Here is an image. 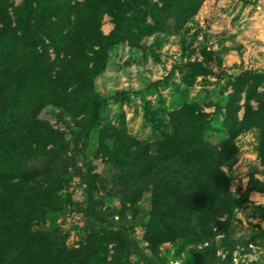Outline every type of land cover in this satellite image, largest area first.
Returning a JSON list of instances; mask_svg holds the SVG:
<instances>
[{"label": "trees", "instance_id": "obj_1", "mask_svg": "<svg viewBox=\"0 0 264 264\" xmlns=\"http://www.w3.org/2000/svg\"><path fill=\"white\" fill-rule=\"evenodd\" d=\"M204 1L21 0L10 14L9 0H0V264H126L131 243L110 223L87 227L86 241L72 249L58 233L32 228L47 211L63 207L56 199L62 189L56 171L70 160L66 134L87 136L92 129L97 153L110 170L104 177L90 176L84 212L103 222L98 206L117 197L134 217L147 194L143 240L152 254L163 243H206L191 253L188 264L230 263L231 245L225 260L216 257L211 225L225 231L245 201L231 192L221 167L232 154L233 140L253 128L264 166V75L246 70L230 81L221 128L186 103L167 112L171 132L157 140H137L122 120L97 127L104 100L95 81L107 67L110 50L125 42L138 48L141 39L154 34L179 35ZM104 15L113 25L108 35L100 31ZM186 68L188 86L196 77L213 74L207 63ZM47 107L69 118L67 132L39 117ZM144 118L160 131V121L148 113ZM212 132L227 138L214 145L205 139ZM94 191L101 192L98 200L91 196Z\"/></svg>", "mask_w": 264, "mask_h": 264}, {"label": "rangeland", "instance_id": "obj_2", "mask_svg": "<svg viewBox=\"0 0 264 264\" xmlns=\"http://www.w3.org/2000/svg\"><path fill=\"white\" fill-rule=\"evenodd\" d=\"M20 2L9 0L10 14ZM112 27L110 17L104 15L100 24L102 34L108 35ZM49 54L53 59L51 50ZM194 63L209 64L213 74L196 77L188 86L184 81L186 67ZM246 70L264 75V0H205L179 35L154 34L141 39L138 48H130L125 42L110 50L107 67L95 81L104 100L97 127L117 126L122 120L130 136L139 141L157 140L171 132L167 112L186 103L208 114L212 126L221 128L226 96L231 92L229 83ZM250 104L253 109L257 106L254 101ZM218 108L220 114L215 112ZM144 113L160 121V131L151 129ZM242 114L243 108L237 113L239 119ZM39 117L65 132L66 125L72 126L69 118L56 108H44ZM65 137L70 160L60 164L56 171L62 180L56 199L63 202V207L58 212L47 211L33 230L58 233L65 246L72 249L86 241L87 227L110 223L127 233L131 243L126 264H188L191 253L206 245L163 243L152 254L143 240L149 209L147 194L138 201L134 217L117 197L105 198L98 206L103 222L95 221L83 209L90 176L104 177L110 168L97 153L94 129L87 136L68 131ZM226 138L225 134L214 132L205 136L214 145ZM258 143L257 129L240 132L233 140L231 156L221 167L231 192L245 201L233 211L225 231L211 225L214 236L210 241L216 248V257L225 260L226 248L232 246L229 264H264V166L258 157ZM91 196L98 200L101 192L94 191ZM223 220L224 217L219 219ZM113 245L108 246L110 253Z\"/></svg>", "mask_w": 264, "mask_h": 264}]
</instances>
